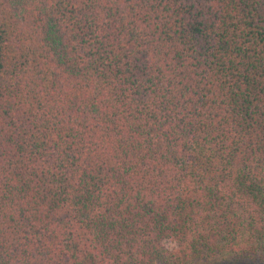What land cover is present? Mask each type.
<instances>
[{"label": "trees", "instance_id": "16d2710c", "mask_svg": "<svg viewBox=\"0 0 264 264\" xmlns=\"http://www.w3.org/2000/svg\"><path fill=\"white\" fill-rule=\"evenodd\" d=\"M264 259V0H0V264Z\"/></svg>", "mask_w": 264, "mask_h": 264}, {"label": "rangeland", "instance_id": "374dc122", "mask_svg": "<svg viewBox=\"0 0 264 264\" xmlns=\"http://www.w3.org/2000/svg\"><path fill=\"white\" fill-rule=\"evenodd\" d=\"M195 264H264V259L258 257H244L239 260H236L234 258H215L211 260H206L204 262H196Z\"/></svg>", "mask_w": 264, "mask_h": 264}]
</instances>
